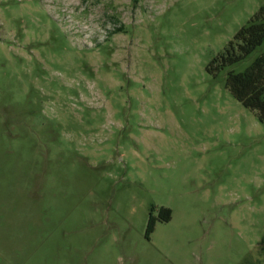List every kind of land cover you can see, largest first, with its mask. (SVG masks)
Returning a JSON list of instances; mask_svg holds the SVG:
<instances>
[{"label": "rangeland", "instance_id": "374dc122", "mask_svg": "<svg viewBox=\"0 0 264 264\" xmlns=\"http://www.w3.org/2000/svg\"><path fill=\"white\" fill-rule=\"evenodd\" d=\"M263 2L0 0V264H264V121L207 69Z\"/></svg>", "mask_w": 264, "mask_h": 264}, {"label": "trees", "instance_id": "16d2710c", "mask_svg": "<svg viewBox=\"0 0 264 264\" xmlns=\"http://www.w3.org/2000/svg\"><path fill=\"white\" fill-rule=\"evenodd\" d=\"M245 67L235 71L233 65L246 59ZM224 86L244 107L255 110L260 121H264V2L258 10L234 34L220 54L214 57L207 69L216 75L227 69ZM161 218L170 219L171 210L160 209ZM156 218L151 213L147 223V234L154 229Z\"/></svg>", "mask_w": 264, "mask_h": 264}]
</instances>
